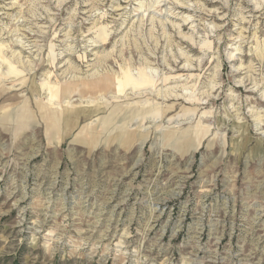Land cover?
I'll return each instance as SVG.
<instances>
[{"label":"rangeland","instance_id":"rangeland-1","mask_svg":"<svg viewBox=\"0 0 264 264\" xmlns=\"http://www.w3.org/2000/svg\"><path fill=\"white\" fill-rule=\"evenodd\" d=\"M0 264H264V0H0Z\"/></svg>","mask_w":264,"mask_h":264},{"label":"bare ground","instance_id":"bare-ground-1","mask_svg":"<svg viewBox=\"0 0 264 264\" xmlns=\"http://www.w3.org/2000/svg\"><path fill=\"white\" fill-rule=\"evenodd\" d=\"M21 56V55H20ZM97 77V76H96ZM80 79V78H79ZM78 79V80H79ZM97 82H96V81ZM93 82H89L87 85H85V88L86 89H89V88H92L93 90H98L99 92L100 91H102L99 87H101V88H103V87H109V85H110V81L109 80H106V81H101V80H99V78L98 79H95ZM99 88V89H98ZM53 90V89H52ZM48 93V92H47ZM90 93V92H89ZM68 94V95H67ZM73 94V91H70V92H63L62 91V97H58L57 96V99H59V98H67V99H69L71 96L70 95H72ZM83 95H81V98H84L83 96H85V95H88V93H86L85 91H83V93H82ZM65 95H67V96H65ZM84 100V99H83ZM69 111H67V113H68Z\"/></svg>","mask_w":264,"mask_h":264}]
</instances>
